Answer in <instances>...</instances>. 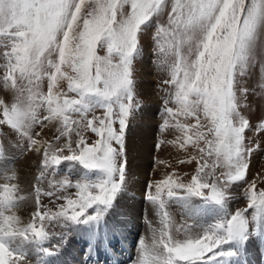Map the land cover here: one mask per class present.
<instances>
[{"label": "snow or ice", "instance_id": "6c2138e0", "mask_svg": "<svg viewBox=\"0 0 264 264\" xmlns=\"http://www.w3.org/2000/svg\"><path fill=\"white\" fill-rule=\"evenodd\" d=\"M165 13L167 23L156 25L154 39L162 63L172 58L164 83L173 91L164 101L161 131L171 127L179 133L178 149L193 153L178 162H195L196 169L188 183L173 173L149 186L146 198L162 227L151 230V243L140 239L135 264H232L252 234L250 223L256 235L264 234V190L258 192L255 183L246 190L247 209L199 225L197 236L188 225L186 238L174 239L167 211L174 203L195 219L209 207L222 210L227 188L245 179L253 148L245 145L249 120L241 115L236 84L264 31V0H0V67L6 73L0 83L15 96L11 105L0 100V125H7L19 143L26 142L29 151L42 153L41 178L65 161L82 169L75 182L68 176L52 185L74 187L78 199L62 197L66 204L58 211L38 210L27 225L15 211L24 199L16 195L17 185H0V264H19L30 252L54 255L45 246L50 239L46 220L61 227L99 228L123 190L124 133L138 108L133 62L139 36ZM242 92L247 95V89ZM98 109L102 116L95 114ZM189 120L194 122H182ZM50 125L56 126L62 147L37 139ZM257 127L264 131V123ZM89 131L97 137L91 144ZM4 153L0 143V160ZM217 168L224 171L217 175ZM36 192L39 205L40 189ZM88 209L93 213L86 214ZM248 209L254 210L251 219Z\"/></svg>", "mask_w": 264, "mask_h": 264}, {"label": "rangeland", "instance_id": "374dc122", "mask_svg": "<svg viewBox=\"0 0 264 264\" xmlns=\"http://www.w3.org/2000/svg\"><path fill=\"white\" fill-rule=\"evenodd\" d=\"M158 23H167V13H165L160 18H153L149 25L144 27L139 36V52L135 56L133 62V78L135 85L134 90L136 97L135 102L138 103V108L129 118L124 133V151L122 155L124 158H126V166L123 190L118 194L113 206L103 217L102 222L105 221L103 222V224L104 226H106L103 229L106 235L103 236L102 240L101 238H99L97 240L98 242H95L98 248L102 249V246L104 245L103 242H105L106 244L111 239L114 242H119V240H122L124 236L122 232H125L129 227L131 229V227L133 228L135 226V224H131V226H129L130 222H127L126 217L122 218L123 221H121V223L114 221L118 219V213L115 210H120L117 206L119 205L118 202L121 201V198V202H123L124 194L128 193L127 191L129 180H131V156L129 154L128 147V140L130 135L132 134L131 128L133 126H136L138 122L141 126L143 121H140V114L142 113V110L144 108L146 109L148 105L153 102L155 103V110H157V113L155 114L156 122L153 126L155 131V145L153 146L154 157L153 161H151L150 173L148 175L149 178L146 182L147 187L144 197L145 200L143 201L142 207L139 209V212L142 213L134 216V218L137 217V220L139 219L138 222L140 224V230L135 236V241L133 240V243L129 246V250L131 252H135L137 249V255L135 253L131 255V261L129 262V264H135L137 260V257L139 255V249L137 248V245L142 237V233L144 234L146 231V233L152 235V229H159L162 227V225L160 224V219L157 215V209L155 210L153 204H151L146 198L149 186L154 185L156 182L165 179L168 175L173 173H175V175L178 176L182 180V182L188 183L190 182L192 176L195 174L196 169L195 162L191 164H181L178 162L179 159H187L189 154L193 153V150L191 148H189L187 152L180 151L178 149L174 141L177 140L179 133L171 127L166 131H161V127L166 118L164 113V101L169 98V93L173 91V88L170 85L164 83V81L170 79L169 63H171L172 58H169L168 63H162L164 57L162 54L158 53V49L156 47V39H154L155 33L157 31L156 25ZM100 54L103 55L104 52L101 51ZM0 64H3L2 59H0ZM145 64L149 66L148 69H145ZM144 70H150V75L153 78V89L151 94L144 92L141 87L142 80L145 78L143 74ZM5 74V69L3 67H0V81H2V78ZM64 86L66 87V85ZM243 89H247L246 96L242 92ZM42 90L44 92L47 91L46 81L42 86ZM236 91L239 102L241 104V115L249 120V128L245 131V145L247 147L253 148L252 154L249 159V166L245 179L243 181L234 183L227 188V199L225 201L224 209L220 210L210 207L206 210L205 213L196 217L195 219H190L180 206L174 203H169L167 211L169 212L173 220L172 235L176 240H184L186 238L183 229L188 225H192L191 235L197 236L202 233V228L199 227V225L207 226L211 223H214L215 220L219 218V216L230 217L238 210L247 209L248 201L246 198V190L248 189V186L250 184L255 183L256 190L257 187L260 188V190H264V131H259L257 127L259 124L264 123V31H261L258 35L256 48L254 50V58L250 62L246 74L244 76H237ZM0 100H3L4 103L8 105H11L13 102H15L14 92L8 88H5L2 83H0ZM168 106L175 107V105L172 103H169ZM95 114L97 116H102L103 112L102 110L98 109ZM0 119H2V115H0ZM182 122L193 123L194 121L189 120ZM115 127L118 129L119 125L116 124ZM35 131H40L39 127H37ZM57 134L58 133L56 132V126L50 125L48 128H45L41 132L40 136L37 137V139L52 142L54 147H62L64 141L63 139H61L59 142H57L55 139ZM85 135L90 144L97 139L95 134L91 133L90 131ZM0 143L3 144L5 150L4 158L0 160V185H3L5 183L17 184L16 181H21L18 179L17 175L29 174L30 168L31 171L34 170L35 172L32 175V180L28 181L26 185L27 187L24 186L22 190H19L22 184L20 186L17 185L18 187L16 195L24 197L23 192L28 191L29 197L32 199L33 203L32 211L26 217L27 220L22 225H27L28 223H30L32 221V214L38 210L40 212L58 211L60 205L66 204V201L62 199V197L78 199V196L76 195L77 190L74 187L67 190H57L52 186L54 182L58 183L63 178L68 176H70L73 182H75L79 171H82V169H78V166H73L72 164H70V162L65 161L59 165L58 170L48 169L44 177L41 178L40 173L42 153H38L39 159L37 161V164H34L33 161L30 162L29 159L31 158V156L37 154V152L29 151L27 149L26 142H24L23 144L19 143L16 134L7 125H0ZM157 145H159V148H157ZM64 154L67 153L65 152ZM222 171H224V169L217 168L216 174L219 175ZM13 174L15 176V179L9 180L8 177L12 176ZM37 188L40 189L39 205L37 204ZM152 191H155L154 187L152 188ZM46 193H53V195L50 196ZM23 201L24 199L19 201V207L15 210L16 212L23 209L21 207ZM193 203L199 204L201 203V201L199 199H194ZM149 209L151 210V212H149ZM253 211V209H248L245 215L248 216L249 219H251V213ZM122 212L123 211H121V213ZM92 213L93 209H88V212L86 214ZM128 213H126V215L128 218H130L132 215L130 212ZM142 214L145 216H141ZM146 216H149V218H147ZM110 221L118 224V226H112ZM122 223H129V225L127 227L121 225ZM37 224L39 225L38 220ZM45 227L50 233V239L49 241H47L45 246L50 247V249L55 254L50 257L36 256L35 254L30 252L25 259L19 261V264H78L79 262L77 263L76 256L78 257V255H82L85 253V251H82L83 249H85V247L83 246L85 241L84 239L87 236H90L92 230L90 231V228L87 226L68 228L61 227L55 224L49 225L47 220L45 221ZM106 228L108 229V231ZM178 228L180 229L179 231H177ZM254 229L255 225L250 223V232L252 234L244 243V245L251 246V244L253 245L255 243L253 241L256 240L255 238L258 235L255 234ZM128 232L131 233L130 230H128ZM126 238L127 237H125L124 239ZM145 240L147 242L149 241L148 243H151V239L147 240L145 237ZM99 241H101V243H99ZM115 247V244L111 246L112 249H114ZM225 247L227 248L229 246ZM239 251L240 253H242L240 249ZM114 253H117V250H114ZM242 257L240 259H242ZM262 258H264L263 255L259 259V261L256 259L258 261V264H262V261L264 260ZM245 262L246 261H242V264H245Z\"/></svg>", "mask_w": 264, "mask_h": 264}, {"label": "bare ground", "instance_id": "6f19581e", "mask_svg": "<svg viewBox=\"0 0 264 264\" xmlns=\"http://www.w3.org/2000/svg\"><path fill=\"white\" fill-rule=\"evenodd\" d=\"M148 68L149 66L145 64V69H148ZM143 74L145 78L142 80L141 87L144 90V92L151 94L152 89H153L152 87L153 78L150 75V70L149 71L144 70ZM156 111L157 110H155V103L152 102L150 105H148L146 109L144 108L142 110V113L140 114L141 116L140 121H143L141 126H140V123L138 122L136 126H133L131 128L132 134L130 135L129 140H128L129 141L128 142L129 154L131 156V160H130L131 180H129V183H128V191H127L128 193L124 194V197L122 196L124 198L123 202H121L122 198H121V201L118 202L119 205L117 206L119 207L120 210L115 208L116 209L115 211H117L118 213L117 214L118 219L114 221L121 223V221H123L122 218L126 217L127 222H130V225L129 223H122L121 225L128 227V225L131 226V224H135V226L133 228L131 227V229L130 227L129 228L125 227L127 229L125 232L124 231L122 232V234L124 235L122 239V243H125L128 240L127 238H129L130 240H133L135 230L139 228L137 226L138 225L137 217L134 218V216L142 213V212H139V209L142 207L143 201L145 200L144 197H145V192H146V187H147L146 182L149 178L148 175L150 173L151 161H153V157H154L153 146L155 145V142H154L155 131H154L153 126H154V123L156 122L155 120V114L157 113ZM38 159H39V154L37 153L31 156L29 161L30 162L33 161L34 164H37ZM34 173H35L34 170L31 171V168H30L29 174L17 175L18 179L21 181L19 182L16 181L17 184L15 185L20 186L22 184L19 190H22L24 186L27 185L28 181L32 180L33 178L32 175ZM23 196H24V201L21 204V207L23 209L16 212V214L21 218L22 224L27 220L26 217L30 214L33 208L32 199L29 197L28 191L23 192ZM150 209H149V212H151ZM121 211L123 212L121 213ZM128 212H130L132 215L130 218H128L126 215V213ZM103 222L100 223L98 229L90 228V231L92 230L90 236H87L84 239L85 241H84L83 246L85 247V249H83L82 251H85V253L82 255H78V257L76 256L77 258L76 261L77 263L79 262L78 264H121L122 260L113 256L112 251L114 249L112 250L111 246H108V243L105 244V242H103L104 245L102 246L101 244L102 249H99L96 244L99 238H101L102 240L103 236L106 235L103 229L106 226H104ZM110 223L112 226H118V224H115L113 221H110ZM128 230H130L131 233H129ZM143 235L144 237L142 238L145 239L146 237L147 240L151 239L150 236H152L151 234L146 233V231ZM125 237L127 238L124 239ZM259 237H260V240L259 239L256 240L258 242H255L253 245L251 244V246H249L251 248L252 253L255 256V259L251 260L249 264H258L259 259L262 257V255L264 256V234L259 235ZM99 243H101V241H99ZM123 245H124V248L127 250V244H123ZM243 249H244V245L240 248L241 252L243 251ZM234 262H237V261L233 258L232 263ZM245 264H247V262H245ZM262 264H264V260L262 261Z\"/></svg>", "mask_w": 264, "mask_h": 264}]
</instances>
